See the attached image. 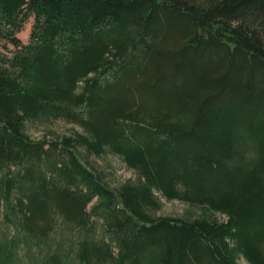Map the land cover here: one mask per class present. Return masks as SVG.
<instances>
[{"label":"trees","instance_id":"trees-1","mask_svg":"<svg viewBox=\"0 0 264 264\" xmlns=\"http://www.w3.org/2000/svg\"><path fill=\"white\" fill-rule=\"evenodd\" d=\"M48 119L81 130L32 138ZM108 153L137 178L111 187ZM242 258L264 264V0H0V264Z\"/></svg>","mask_w":264,"mask_h":264},{"label":"rangeland","instance_id":"rangeland-1","mask_svg":"<svg viewBox=\"0 0 264 264\" xmlns=\"http://www.w3.org/2000/svg\"><path fill=\"white\" fill-rule=\"evenodd\" d=\"M34 22V16H31L27 22L23 25L21 31L17 34L24 43H27L30 39L32 26ZM13 50V46L9 45ZM74 130H81L77 125L69 123L63 119H48L31 121L27 124V131L34 139L42 138H54L62 136L64 134H70ZM91 163L93 166L105 172L108 183L111 187H117L120 183L127 179H136L137 173L128 168L124 161L117 155L104 154L100 157H91ZM162 206L157 211V215L168 217H184L191 218L196 216L199 211L197 208L189 206L178 200L168 201L162 198ZM221 220L226 218L219 216ZM241 264H248L245 259L240 260Z\"/></svg>","mask_w":264,"mask_h":264}]
</instances>
